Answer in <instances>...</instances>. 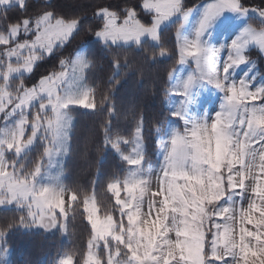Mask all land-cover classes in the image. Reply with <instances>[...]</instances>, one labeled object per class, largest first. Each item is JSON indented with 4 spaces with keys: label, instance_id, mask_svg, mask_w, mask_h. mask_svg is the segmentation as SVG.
Returning a JSON list of instances; mask_svg holds the SVG:
<instances>
[{
    "label": "rangeland",
    "instance_id": "1",
    "mask_svg": "<svg viewBox=\"0 0 264 264\" xmlns=\"http://www.w3.org/2000/svg\"><path fill=\"white\" fill-rule=\"evenodd\" d=\"M25 1L0 0V10L13 4L23 5ZM211 3L213 0H208L186 9L184 0H144L143 9L149 14L151 25L144 24L133 9L124 19L109 9L98 13L104 18L105 25L96 34V39L104 44L140 45L148 40L160 45L161 31L178 22L176 38L180 62L170 75L167 105L173 117L165 134L158 137V160H146L141 125L129 138L109 139V147L128 164L125 177L110 184L123 218L117 222L111 215L102 216L95 195L87 198L86 211L93 237L84 264H101L102 250L108 264H197L201 244L205 258L211 256L214 240L217 251L223 253L218 234L225 225L229 228V240L235 253V259L230 257L227 264H264V226L258 229L248 222L247 216L252 204L264 208V143L246 138L238 126L232 129L230 150L217 138L212 119L220 111L224 95L199 77L195 58L185 48V41L195 38L204 9ZM158 4L169 7L158 12L153 6ZM168 12L172 15L168 16ZM185 12H188L186 18ZM250 16L259 22L260 18L251 13L242 16L225 11L212 21L201 37L202 43L214 50L212 61L218 72H222L227 62L232 40L245 27L264 32V24L252 25ZM77 28V21L54 18L51 13H45L6 31L0 29V44L8 45L0 57V76L4 79L0 90V208L15 206L24 211L25 218L18 226L22 230H60L66 237L69 235L68 218L74 195L65 183V162L75 123L71 108L93 110L95 107L93 90L86 80L90 66L87 46L78 50L72 59L65 60L62 70L55 73H64L56 88L57 97L63 99L59 114L51 111L42 114L43 125L38 136H34L32 129L26 140L29 125L37 123L36 114L41 111L38 103L31 108L28 104L35 98L33 89L38 91L39 84L21 90L20 86H14L13 79L31 73L36 63L47 56L34 46L38 35L45 31L54 34V51L63 46ZM252 48L259 51L256 46H249L247 55L251 57V63L231 68L229 79L252 80V86L257 87L264 84L261 79L264 72H261L257 58L250 53ZM189 75L195 78L194 84L183 96V85ZM82 99L86 100V105L75 102ZM177 110L182 112L177 113ZM174 113L179 118L174 117ZM30 116H33V122H29ZM38 143L42 145L43 157L28 170V153ZM205 157L207 162H204ZM210 166L218 169L213 172L212 180L208 177ZM185 176L202 179H185ZM193 183L198 189L203 188V195L186 191V186L191 187ZM220 187L230 199H212ZM192 195H196V200L190 206L177 203L178 197L183 199ZM225 207L228 211L222 212ZM221 212L222 217L218 216ZM251 215L261 218L259 211ZM217 224L222 227L217 228ZM208 231L211 232L209 248L206 246ZM6 237L7 233L0 231V264H13ZM41 264H72V257L64 252L54 261ZM206 264L214 262L206 260Z\"/></svg>",
    "mask_w": 264,
    "mask_h": 264
},
{
    "label": "trees",
    "instance_id": "2",
    "mask_svg": "<svg viewBox=\"0 0 264 264\" xmlns=\"http://www.w3.org/2000/svg\"><path fill=\"white\" fill-rule=\"evenodd\" d=\"M208 0H184L186 9ZM144 0H26L23 5L13 4L0 10V29L21 25L25 20H36L45 13L66 21H77L78 28L71 38L53 51V56H43L31 73L13 79L14 86L21 90L37 86L41 79L62 70L61 62L72 59L76 52L87 46L90 66L86 80L93 90L94 109L72 107L75 123L70 136V152L65 162V183L74 195L71 215L68 218L66 237L60 230H22L18 226L25 212L15 206L0 208V231L7 233L6 243L12 250L13 264H41L54 261L64 252L72 257V264H84L93 227L88 219L86 200L95 195L102 216H113L120 222L121 207L110 190L114 180L125 177L128 164L109 147V139L131 137L142 126L145 156L148 162L158 160V137L165 134L172 119L167 105L170 75L180 62L176 38L178 22L164 28L160 45L148 40L140 45L104 44L96 34L104 28L105 20L98 13L109 9L120 19L135 10L137 17L146 25L151 18L143 7ZM255 8L264 6V0H245ZM249 22L261 24L252 16ZM8 45L0 44V57ZM257 58L264 72V56L252 48L250 53ZM4 79L0 76V90ZM33 116L29 122H33ZM29 127L24 137L31 134ZM30 160L26 169L35 167L43 157L41 143L28 153ZM11 160V159H10ZM211 232H207L209 248ZM101 264H108L102 250Z\"/></svg>",
    "mask_w": 264,
    "mask_h": 264
},
{
    "label": "snow or ice",
    "instance_id": "3",
    "mask_svg": "<svg viewBox=\"0 0 264 264\" xmlns=\"http://www.w3.org/2000/svg\"><path fill=\"white\" fill-rule=\"evenodd\" d=\"M153 6L158 12L169 7L167 4ZM138 7H144V5L141 4L138 5ZM225 11L239 13L242 16L251 13L258 16L260 18L259 22L264 24V6L251 8L245 3V0H213V3L208 4L204 9L202 19L196 30L195 38L185 41V48L195 58V67L199 73V77L213 84L217 89L221 90L224 95V101L220 105V111L216 112L212 119V129L217 138L221 139L225 147L230 150L233 146L234 134L232 129L236 126L239 127V132L246 138L252 137L256 139L257 143H264V84L253 87L252 80L241 78L239 81H231L229 79V70L231 68L238 67L241 64L251 63V57L247 55V50L250 45L256 46L261 55L264 56V32H255L245 27L240 35L232 40L229 46L230 55L227 57V62L222 72H218L215 70L212 61L214 50L204 45L201 41V37L212 21ZM167 15L170 16L172 13L168 12ZM187 16L188 12H185L184 17L186 18ZM53 39L54 34L45 31L37 36L34 46H37L42 52H45L51 57L53 56ZM61 66H65L63 61L61 62ZM63 76L64 73L60 75L54 73L52 76L41 79L38 91L37 89H33L35 98L28 101L29 108H31L34 103H38L41 110L40 113L36 114L37 123L29 125V127L33 129L34 136H38L39 128L43 125L42 114H47L49 111L57 114L60 112L63 99L57 97L56 88L58 82L63 79ZM261 79L264 80V74H262ZM194 80L195 78L192 75L188 76L183 85V96L187 95V90L193 86ZM75 102L84 105L87 103L85 99ZM176 112L180 113L182 111L177 110ZM174 117L179 118L176 116V113H174ZM49 127H51V124H49ZM193 131L195 132V128ZM204 162H207V157H205ZM215 171H218V169L210 166L208 172L209 180L213 179L212 174ZM184 178L193 180L202 179L201 177L192 178L188 176ZM182 191H185V189H182ZM186 191L200 195L204 194L203 188L198 189L194 183L191 187L186 186ZM225 197L230 199V196H226L223 187H220L219 192L214 195L212 199L220 200ZM195 200L196 195L190 197L186 196L183 199L178 197L177 203L190 206ZM209 202H211V200H209ZM226 211H228L227 207L222 209V212ZM257 211L261 213V218L259 219L251 215L253 212ZM222 212L219 213L218 216L222 217ZM247 216L248 222L252 223L258 229L264 226V208H261L260 205L252 204ZM216 227L221 228L222 226L217 224ZM229 235V228L226 225L223 226V231L218 234L219 248L223 249L222 254L217 251V244L214 240L211 256L205 258L204 246L201 244L199 246L200 256L198 257L197 264H206V260H212L214 264H227L230 257L235 259V253L233 252L234 246L229 240ZM249 235L255 234L249 233ZM184 258L185 257L182 255L181 259L183 260ZM189 264H191V262H189Z\"/></svg>",
    "mask_w": 264,
    "mask_h": 264
}]
</instances>
